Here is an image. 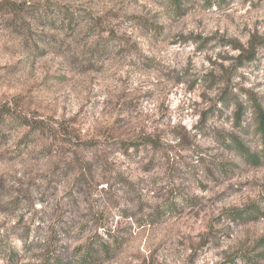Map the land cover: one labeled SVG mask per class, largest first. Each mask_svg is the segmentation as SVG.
Listing matches in <instances>:
<instances>
[{"label":"rangeland","instance_id":"1","mask_svg":"<svg viewBox=\"0 0 264 264\" xmlns=\"http://www.w3.org/2000/svg\"><path fill=\"white\" fill-rule=\"evenodd\" d=\"M254 100L264 0H0V264H264Z\"/></svg>","mask_w":264,"mask_h":264},{"label":"trees","instance_id":"2","mask_svg":"<svg viewBox=\"0 0 264 264\" xmlns=\"http://www.w3.org/2000/svg\"><path fill=\"white\" fill-rule=\"evenodd\" d=\"M190 1L191 0H170V3L172 5H174L175 7L179 8L180 10L184 11L185 5L187 3H189ZM222 1L223 0H206V2H208V5H210V6H213L215 4H221ZM6 4H4V5H6ZM11 5H13V3H11ZM7 9L18 10L17 8H15V7L11 8L10 6H7ZM246 52H249V51L244 50L243 54H245ZM255 57H256V54L254 52L253 55L248 56L246 59L252 60ZM227 98L228 97L225 95L221 101L223 103H226ZM236 106H237L236 116L238 119L237 121H240V118L242 117L243 112H244L243 103L240 102V100H237ZM252 107L254 110L255 118L258 121V128L257 129H258V132L260 133L262 141H263V150L261 151V153L254 152V151L250 150L249 148H247L239 138H237L233 135H230V141L233 143V145L236 148V150L238 151V153L240 155H242L246 159V161H248L249 163L257 165V164H260L264 158V108L262 107L261 104L257 103V101H255V100L252 104ZM16 119L22 125L23 124H25V125L30 124L27 122L28 119L24 116H18V117H16ZM38 124H35V125L31 124L32 125L31 127L35 131H39V129L41 127H40V125L38 126ZM141 144H142V142H140V143L128 142V144H127V141H124L122 147H123L124 151H129L131 147L133 150L137 151L138 149H140ZM239 217H251V218L257 217V205L251 206V207L243 209L241 211H237L236 214L234 215V219L235 218L237 219ZM262 241H263V245H264V239ZM108 250H109V247L105 244H101L100 247L88 245L87 249L83 250V252H81L79 254L81 264H91L93 259L95 257H97V251H99V252L102 251V252L107 253ZM261 257L264 259V254H262ZM245 259L249 264H258L257 261L252 259V257L247 256ZM44 264H65V262L61 257L59 258L56 256L55 258H53V260H51V258L47 257L44 261Z\"/></svg>","mask_w":264,"mask_h":264},{"label":"clouds","instance_id":"3","mask_svg":"<svg viewBox=\"0 0 264 264\" xmlns=\"http://www.w3.org/2000/svg\"><path fill=\"white\" fill-rule=\"evenodd\" d=\"M17 243H19V242H17Z\"/></svg>","mask_w":264,"mask_h":264}]
</instances>
